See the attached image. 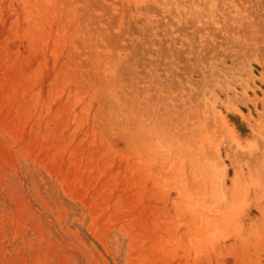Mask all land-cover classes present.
<instances>
[{"label": "rangeland", "instance_id": "1", "mask_svg": "<svg viewBox=\"0 0 264 264\" xmlns=\"http://www.w3.org/2000/svg\"><path fill=\"white\" fill-rule=\"evenodd\" d=\"M0 264H264V0H0Z\"/></svg>", "mask_w": 264, "mask_h": 264}, {"label": "bare ground", "instance_id": "2", "mask_svg": "<svg viewBox=\"0 0 264 264\" xmlns=\"http://www.w3.org/2000/svg\"><path fill=\"white\" fill-rule=\"evenodd\" d=\"M235 166V165H234ZM239 169L237 168V167H235L234 168V174H233V177H232V189L233 190H236V188H237V179H238V177H239Z\"/></svg>", "mask_w": 264, "mask_h": 264}]
</instances>
